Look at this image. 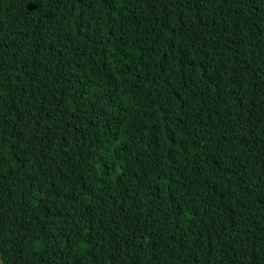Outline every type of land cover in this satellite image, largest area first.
Here are the masks:
<instances>
[{"label": "trees", "instance_id": "obj_1", "mask_svg": "<svg viewBox=\"0 0 264 264\" xmlns=\"http://www.w3.org/2000/svg\"><path fill=\"white\" fill-rule=\"evenodd\" d=\"M0 264H264V0H0Z\"/></svg>", "mask_w": 264, "mask_h": 264}]
</instances>
